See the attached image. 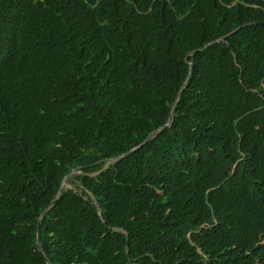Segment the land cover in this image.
Listing matches in <instances>:
<instances>
[{
  "label": "trees",
  "instance_id": "1",
  "mask_svg": "<svg viewBox=\"0 0 264 264\" xmlns=\"http://www.w3.org/2000/svg\"><path fill=\"white\" fill-rule=\"evenodd\" d=\"M78 164L51 264H264V0H0V264Z\"/></svg>",
  "mask_w": 264,
  "mask_h": 264
},
{
  "label": "water",
  "instance_id": "2",
  "mask_svg": "<svg viewBox=\"0 0 264 264\" xmlns=\"http://www.w3.org/2000/svg\"><path fill=\"white\" fill-rule=\"evenodd\" d=\"M221 38H222V37H218V38H216V40H217V39H221ZM208 43H209V42L205 43L204 45H206V44H208ZM204 45H203V46H204ZM203 46H202V47H203ZM197 49H199V48H195V49L189 51L187 54H185V56H184V60L187 61V56H188V54L193 53V52H194L195 50H197ZM188 77H189V74L186 76V78L184 79V81L182 82V84L180 85V87L178 88V90H177V92H176V95H175V97H174V99H173V101H172V103H171V109L173 108L174 103H175V100L177 99L178 95L180 94V92H181L183 86L186 84V82H187V80H188ZM170 121H171V114H169V117L167 118V120H166L165 123H163L161 126H158L156 129H154V130H152L151 132H149V133H148V134H147V135L141 140L140 143H138L137 145H135V146H133V147H131V148L125 150L124 152H122V153H120V154H117V155H115V156H111V157H107V158L104 159V161H105V162H113V161H115V160L121 158V157L124 156L125 154L129 153L131 150L137 148V147H138L141 143H143V142H144V141H145V140H146V139H147V138H148L153 132H156V131L159 130L162 126H167V125H169ZM83 166H84V165H80V164L75 165V166H73L69 171H67V172L64 174V176H63V178H62V180H61V182H60V185H59V187H58V189H57V191H56L55 196H54V197H53V198L47 203V205H46V206L40 211L39 216H38V218H37V221H36V229H35V242H36V247H37V249L42 253L43 257L45 258V262H46V264H51V263H50L49 259L47 258L45 252L43 251L42 247H41V242H40V237H39V229H38V224H39L40 217L44 214V212H45V211H46V210H47L52 204H54V202L56 201V199L60 196L63 186L67 184V181H66V180H67V177H68L71 173L79 172Z\"/></svg>",
  "mask_w": 264,
  "mask_h": 264
}]
</instances>
